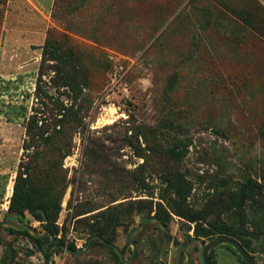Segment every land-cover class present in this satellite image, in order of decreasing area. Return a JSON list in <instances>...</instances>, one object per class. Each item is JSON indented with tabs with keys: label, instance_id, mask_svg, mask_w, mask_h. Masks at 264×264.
Instances as JSON below:
<instances>
[{
	"label": "rangeland",
	"instance_id": "obj_1",
	"mask_svg": "<svg viewBox=\"0 0 264 264\" xmlns=\"http://www.w3.org/2000/svg\"><path fill=\"white\" fill-rule=\"evenodd\" d=\"M261 12L252 0H0V222L44 232L28 212L6 214L1 206L17 176L47 39L83 52L91 81L71 155L47 158L62 163L68 177L61 239L45 257L32 239L2 226L0 261L159 264L170 241L162 260L182 264L194 224L174 214L170 237L157 222L133 236L129 263L95 240L80 256L52 247L68 246L69 236L87 243L100 211L132 201L114 241L129 259L130 232L148 218L145 208L153 205L154 215L156 203L174 197L167 182L174 175L189 181V203L206 223L242 227L228 204L250 178L264 182V39L245 22ZM176 140L189 142L180 162L169 155ZM258 202L264 195L248 204V222ZM224 249L214 248L216 264H236ZM251 251L264 264V238L253 240ZM189 253L190 264H203L198 243Z\"/></svg>",
	"mask_w": 264,
	"mask_h": 264
},
{
	"label": "trees",
	"instance_id": "obj_2",
	"mask_svg": "<svg viewBox=\"0 0 264 264\" xmlns=\"http://www.w3.org/2000/svg\"><path fill=\"white\" fill-rule=\"evenodd\" d=\"M252 1L261 7V16L256 17L253 13H248L245 22L250 29L264 39V6L258 0ZM90 85L89 64L83 52L74 50L72 47L64 48L57 41L48 38L42 47L32 113L25 124L23 153L10 199V210L6 214L23 216L28 212L34 220L40 222L44 232H49L56 238L61 230L57 222L68 189V177L62 168V163L59 164L55 161L56 159L52 161L47 158L50 154L57 155L58 160L62 162L71 155L74 134L78 127L83 125L89 112L86 107L89 101L85 95V89ZM188 150L189 142L176 140L174 146L169 149V155L175 162H180L185 158ZM138 156L143 157L141 153H138ZM167 182L174 197L167 200V203L164 199V203H156L158 208L154 215H151L154 210L153 205L145 208L147 212H150L148 217L155 216L168 226L169 218L171 214H174L194 224V236H189L190 241L193 238L211 240L223 235L232 237L240 242L257 261L254 252L251 251V246L253 240L259 241L264 238V203H257L256 208L252 210L253 219L250 222L247 220V215L245 216V211L248 204L264 195V182L250 178L238 193L232 196L228 204L234 205L233 209L240 218L242 227L230 223L223 225L206 223V214L194 210L189 203L192 192L189 181L183 175H174ZM133 204L132 201L120 202L100 211L96 215V220L90 225V238L99 235L107 242L114 244L117 230L123 226L122 216L126 214L125 206ZM165 205L168 206L165 207ZM247 223L251 224L250 229L245 227ZM5 229L10 234L32 239L45 257L50 256L43 248V245L50 241V237L37 239L28 231H19L9 227ZM58 242L59 245L64 244L63 241ZM93 244L106 246L98 239ZM224 245L236 254L241 262L247 264L233 246ZM54 246L56 244L52 247ZM68 247L76 249L73 244H69ZM108 248L120 259L113 248ZM210 259L212 264H216L214 249L210 252ZM0 264H13V262L2 260Z\"/></svg>",
	"mask_w": 264,
	"mask_h": 264
},
{
	"label": "water",
	"instance_id": "obj_3",
	"mask_svg": "<svg viewBox=\"0 0 264 264\" xmlns=\"http://www.w3.org/2000/svg\"><path fill=\"white\" fill-rule=\"evenodd\" d=\"M151 222H157L160 227L162 228V230L170 237V230L168 229V227L157 217L155 216H151L146 218L141 224H139L136 228H134L129 236H128V242L133 246V251H132V256L129 259H125L124 257V253L121 251V249L112 243L107 242L103 237L99 236V235H94L92 236L88 242L87 245L85 247V249L83 250H76V249H71L66 245H57L55 246V249H62L64 251H66L69 254L75 255V256H80L86 252H88L91 248L92 242L96 239L100 240L102 243H104L106 246L113 248L119 255L120 259L125 262V263H129L130 261L133 260L135 253H136V244L133 241V236L138 233L139 231H141L143 228H145L149 223ZM5 226V227H9V228H13L19 231H28L32 236H34L37 239H42L44 237H50V241H48L47 243H45L43 245V248L45 249V252L47 254L53 252L54 250H46V247L50 244H53L56 240V237L49 233V232H43L40 233L35 227L30 226V225H21L12 221H2L0 222V227ZM195 243H198L202 249V260L204 264H212L211 263V259H210V252L211 250H213L214 248L223 245V244H229L231 246H233L237 253L242 257V259L247 263V264H260L258 263V261H256L252 255L250 253H248V251H246V249L241 245L240 242H238L236 239L229 237V236H217L212 238L211 240L205 242L203 239L201 238H193L190 242H188L185 247H184V253L186 256V261L182 264H190L191 262V254L189 253V248L194 245ZM170 246V241L169 243L160 250V252L158 253V257H157V261L159 264H166L163 260H162V256L164 254V252L169 248Z\"/></svg>",
	"mask_w": 264,
	"mask_h": 264
},
{
	"label": "built area",
	"instance_id": "obj_4",
	"mask_svg": "<svg viewBox=\"0 0 264 264\" xmlns=\"http://www.w3.org/2000/svg\"><path fill=\"white\" fill-rule=\"evenodd\" d=\"M12 194H13V188L11 189L9 195H7L6 199L4 200V203L1 206V210L4 213L5 212L8 213L10 210V199H11ZM57 238L61 239V234H59ZM67 240L75 246L76 250H83L87 245L86 241H83L82 239H79V238L71 239V237L69 236ZM49 264H57V262H54L53 260H51Z\"/></svg>",
	"mask_w": 264,
	"mask_h": 264
},
{
	"label": "crops",
	"instance_id": "obj_5",
	"mask_svg": "<svg viewBox=\"0 0 264 264\" xmlns=\"http://www.w3.org/2000/svg\"><path fill=\"white\" fill-rule=\"evenodd\" d=\"M262 3H263V5H264V0H260ZM223 255H225V256H227V257H230V258H232V260H234L235 261V263L236 264H240V261H238L237 259H236V254H234L229 248L228 249H224V251H223Z\"/></svg>",
	"mask_w": 264,
	"mask_h": 264
}]
</instances>
